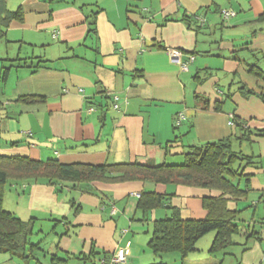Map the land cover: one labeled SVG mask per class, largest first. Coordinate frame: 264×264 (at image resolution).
<instances>
[{"label": "crops", "instance_id": "0c3cea01", "mask_svg": "<svg viewBox=\"0 0 264 264\" xmlns=\"http://www.w3.org/2000/svg\"><path fill=\"white\" fill-rule=\"evenodd\" d=\"M7 8L21 9L23 20L0 39V155L180 164L190 146L231 137L236 149L258 156V166L244 170L248 184L244 176L240 182L246 195L227 200L239 228L233 244L211 253L214 230L185 259H163L264 264V136L237 146L239 128L229 123L233 117L264 129V75L251 71H264V0H7ZM224 9L236 14L225 19ZM169 49L181 61L194 56L188 70ZM28 95L45 100H21ZM180 113L185 118L175 125ZM143 190L167 194L184 219L205 218L204 198L221 195L173 182L11 180L4 207L34 218L29 239L39 248L29 259L1 252L0 264H103L127 244L122 264L157 263L162 258L149 246L154 222L173 209L139 210ZM49 233L56 241L50 252L42 248Z\"/></svg>", "mask_w": 264, "mask_h": 264}, {"label": "trees", "instance_id": "16d2710c", "mask_svg": "<svg viewBox=\"0 0 264 264\" xmlns=\"http://www.w3.org/2000/svg\"><path fill=\"white\" fill-rule=\"evenodd\" d=\"M21 20H23L21 9L10 11L7 8V0H0V39L6 35L11 22ZM91 26V32L96 33L94 19L91 21ZM11 61L16 60L9 62ZM251 71L258 76L264 75V71L257 66H253ZM243 89L248 93H254L252 89L244 87ZM21 100L36 103L45 99L28 95L21 97ZM230 121L239 128L238 145L243 140H249L251 134L264 136V129L245 128L233 117ZM183 155L184 162L180 164L129 162L98 165L62 163L56 158L38 160L29 155H0V253L9 252L23 259H29L39 248L29 239L33 232L34 218L24 221L4 207L7 183L11 180L26 179H47L54 184L61 179H70L79 183L97 180L110 182L141 180L165 184L173 182L219 190L220 196L204 198L208 215L203 219H184L178 208L168 204L167 194L153 190H143L140 193L138 209L143 212L158 207L173 209L171 215L154 222L149 246L162 258L154 264H166L163 258L171 253L177 254L174 256H179L181 260L185 259L196 249L198 240L214 230L216 236L210 247L211 253L231 246L233 234L238 233L239 228L235 223V211L228 209L227 200L239 199L246 195L248 190L242 188L240 182L244 176L245 183L248 184L250 177L244 174V170L247 166H258L256 165L258 156L243 152L240 146L236 149L231 137L208 142L202 146H190ZM109 258H106L108 259L107 262L105 260L106 264L109 263Z\"/></svg>", "mask_w": 264, "mask_h": 264}, {"label": "built area", "instance_id": "2783aa9c", "mask_svg": "<svg viewBox=\"0 0 264 264\" xmlns=\"http://www.w3.org/2000/svg\"><path fill=\"white\" fill-rule=\"evenodd\" d=\"M235 14H236V12L233 10H230V9L222 10V15L225 19H228V18L234 16ZM168 52L175 60H177V62L180 63L183 70H188L190 63L194 61V56H190L188 61H181V59H180L181 53L177 50L169 49ZM118 99H119V97L117 95L113 96V101H114L113 106L116 109L119 108V104L117 102ZM90 110L92 111L94 109L91 107ZM184 118H185V115L183 113H180L175 119V125H179ZM229 123L232 124L231 121ZM128 255H129V244H127L124 247H120L115 253H113L111 255V257L109 258L108 264L125 263L128 260ZM103 264H106L105 260H103Z\"/></svg>", "mask_w": 264, "mask_h": 264}, {"label": "rangeland", "instance_id": "374dc122", "mask_svg": "<svg viewBox=\"0 0 264 264\" xmlns=\"http://www.w3.org/2000/svg\"><path fill=\"white\" fill-rule=\"evenodd\" d=\"M236 145L238 146V144L236 143ZM247 145V142L245 143L244 142V149H246V151L248 152V147L246 146ZM170 214V213H169ZM55 235L54 233H49L47 237L44 238V241L42 243V248L43 250H47V251H53L55 246H56V243H55ZM174 255H177V254H166L164 257H165V260L168 261V257H173ZM159 257V256H158ZM167 257V258H166ZM160 259H158L157 261L159 262ZM74 261V259H73ZM170 262V261H169ZM169 264H172V263H169Z\"/></svg>", "mask_w": 264, "mask_h": 264}]
</instances>
